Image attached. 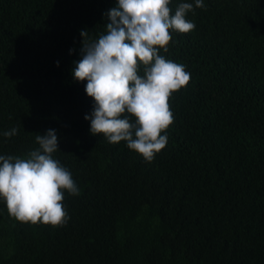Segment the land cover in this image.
I'll return each instance as SVG.
<instances>
[{
  "label": "trees",
  "instance_id": "16d2710c",
  "mask_svg": "<svg viewBox=\"0 0 264 264\" xmlns=\"http://www.w3.org/2000/svg\"><path fill=\"white\" fill-rule=\"evenodd\" d=\"M181 3L195 28L169 30L159 54L190 81L149 163L90 133L94 101L71 75L80 32L105 34L116 0H0V155L26 158L54 129L80 190L60 227L21 223L0 199V264H264V0H170V15Z\"/></svg>",
  "mask_w": 264,
  "mask_h": 264
},
{
  "label": "clouds",
  "instance_id": "9594fccd",
  "mask_svg": "<svg viewBox=\"0 0 264 264\" xmlns=\"http://www.w3.org/2000/svg\"><path fill=\"white\" fill-rule=\"evenodd\" d=\"M169 3L116 0L106 14L105 34L90 42L87 31L80 32L82 58L74 61L71 72L76 82L86 81L85 93L94 101L91 114L84 116L90 133L102 134L112 144L126 142L149 163L165 148L168 138L162 133L174 122L169 98L190 81L183 64L159 54L168 52L169 30L189 33L195 28L186 19L193 4L181 3L170 15ZM195 7H205L203 0H195ZM141 67L143 76L138 74ZM17 132L13 128L3 135ZM36 142L39 147L26 158L0 155V199L9 216L21 223L64 226L69 219L64 193L78 196L80 190L70 171L53 158L59 150L56 130L37 135Z\"/></svg>",
  "mask_w": 264,
  "mask_h": 264
}]
</instances>
